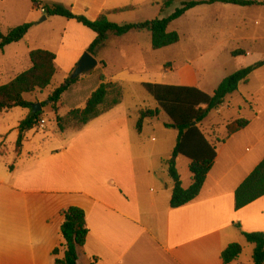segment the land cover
Masks as SVG:
<instances>
[{
  "label": "crops",
  "instance_id": "1",
  "mask_svg": "<svg viewBox=\"0 0 264 264\" xmlns=\"http://www.w3.org/2000/svg\"><path fill=\"white\" fill-rule=\"evenodd\" d=\"M38 1L42 4H62L75 15L84 16L90 21L107 14L110 22L122 25L118 16L141 12L146 6L148 13L155 11L160 0ZM259 2L264 3V0ZM224 5L214 3L199 6L186 15L202 14L208 11L206 9L225 8L231 11L229 7L233 5ZM125 8L131 10L115 13ZM32 9L31 0H0V24L6 26L7 22H13L8 25L13 28L24 25ZM159 18V10L156 9L147 21ZM48 19L47 16L46 21ZM59 24L63 25V31L61 42L54 52L58 70L56 75L61 73L67 77L73 74L78 62L96 39V34L73 20L65 19ZM143 36V32H131L121 38L110 35L97 56L92 55L98 60V67L82 75L62 97L60 117L71 110L83 109L100 86L101 76L105 77L107 83L117 84L121 88V103L89 123L91 128L88 130L96 136L93 142L83 144L75 142L77 138H73L62 145V149L44 140L31 144L28 136L32 130L26 134L21 155L18 156V127L28 117V109H23L18 122L11 123L9 116L22 108L0 115V123L2 121L4 125L9 122V127L0 130V264H56L52 253L63 244L61 212L70 207L84 210L89 228L79 264L83 258L86 259L85 264H224L222 253L233 244L241 245L244 251L232 264H254V246L246 241L242 233H264V197L236 210L235 192L264 159V142L258 137L260 130H251L260 119V114L248 108V111L254 112L253 118L248 119L249 126L225 143L217 144L216 161L199 197L186 206L172 209L170 203L175 184L165 162L172 158L175 147L171 149L170 145L168 151L162 152L156 147L157 139L147 137L145 127L138 132L136 121L142 113L158 108L150 95L154 102H151V98L140 96L139 90L144 84H164L195 87L213 95L228 76L222 75L213 80L202 78L192 62H171L158 69L148 65L141 70L133 66L137 58H133L131 63L130 57L139 56L145 51L148 55L154 53L151 41L148 44L141 41ZM5 50L0 59L4 57ZM123 51L128 53L129 64L113 69L111 54L115 52L123 56ZM30 53L24 59H16L9 66L0 67V87L32 67ZM100 61L105 63V67ZM128 89L132 90L130 95L126 94ZM53 91L48 92V96ZM43 92L33 94L36 96L34 104L48 99L38 97ZM65 106H68L67 111L62 110ZM230 111L226 103L212 112L214 116L210 117L221 121L222 116L225 117ZM53 115L56 123V115ZM242 117L239 115L237 119ZM168 123L166 116L163 120L165 138L168 137L171 142L174 140L175 146L178 131L166 128ZM44 129L47 127L44 126ZM68 130L73 129L62 133ZM202 130L208 137L214 136L210 130ZM8 140L11 147L7 150L5 144ZM252 142L251 150L246 148ZM179 162V158L176 159V167L183 187L188 189L192 184L190 162L185 174L181 173ZM82 165L87 168V171H83L88 173L87 176L79 172Z\"/></svg>",
  "mask_w": 264,
  "mask_h": 264
},
{
  "label": "trees",
  "instance_id": "2",
  "mask_svg": "<svg viewBox=\"0 0 264 264\" xmlns=\"http://www.w3.org/2000/svg\"><path fill=\"white\" fill-rule=\"evenodd\" d=\"M35 9H45L48 17H61L73 20L90 29L96 34V39L87 52L97 56V52L103 49L110 35L117 38L124 37L131 32H149L151 34L152 49L159 51L180 43L181 38L177 32L169 31L171 24L192 9L222 3L238 7H260L264 3L257 0H208L182 2L172 14L162 19L146 21L137 24L119 25L109 21L108 15H101L96 21H90L84 16L75 15L70 8L56 3L42 4L38 0H31ZM180 0H164V10L169 9L175 2ZM131 8L118 10L115 13L130 11ZM33 24H24L13 28L4 35L0 28V55L5 48L24 40L32 29ZM243 50L231 53L233 58L245 56ZM32 67L17 76L7 85L0 87V115L16 108L28 109L31 113L24 119L19 127V136L16 142V153L21 155L26 134L34 130L41 123L45 108H49L56 115V123L60 132L69 128L82 129L90 122L98 119L105 113L111 111L121 103L123 92L117 84L107 83L104 76L100 77V86L92 93L83 109L71 110L66 116L60 117L59 111L63 95L78 81L66 79L59 87L41 103L42 111L34 114L32 107L34 103L25 99L27 95H33L48 89L56 76V55L45 50H34L30 53ZM102 67L105 63L100 61ZM264 67V61L258 62L250 67L243 68L233 75L225 78L213 95H209L195 87L174 86L164 84H144L147 93L157 103L158 108L143 112L137 124L138 132L142 131L145 120H153L161 114L169 118L167 128H175L178 131L176 145L172 158L165 162L168 167L169 176L174 181L175 187L170 206L178 209L195 201L207 180L217 158V144L225 143L234 134L246 129L250 121L246 118L236 119L226 126L227 135L222 140L212 141L211 137L202 130V124L212 119V112H216L227 103L230 95L239 90L241 83H248L249 77L258 69ZM212 114V115H211ZM218 119V118H214ZM218 121V120H217ZM223 120H221L222 122ZM205 122V123H204ZM220 122V119H219ZM186 158L189 171L192 175V184L188 189L182 185L180 174L176 167V159ZM12 170L13 168L10 167ZM264 197V159L238 187L235 192V209L241 210L248 205ZM63 222L61 224V236L63 244L56 248L52 255L56 264H79L80 256L85 247L89 228L86 221V213L77 207H70L61 212ZM239 227V226H238ZM246 241L254 246V264H264V233H242ZM243 247L239 244L228 246L222 253L221 259L224 264H232L243 254Z\"/></svg>",
  "mask_w": 264,
  "mask_h": 264
},
{
  "label": "rangeland",
  "instance_id": "3",
  "mask_svg": "<svg viewBox=\"0 0 264 264\" xmlns=\"http://www.w3.org/2000/svg\"><path fill=\"white\" fill-rule=\"evenodd\" d=\"M163 1L164 0H160L159 7L155 8V11L156 9L159 10V15L161 17L159 19L167 17V15L173 13L181 6V3L177 1L168 10H164ZM229 8L231 11L225 10V8L206 9L208 11L202 14L192 13L184 15L179 20L173 22L169 29L171 32H177L180 35L181 43L179 45L153 51L154 53L150 55L145 51L139 56H131V63H133V58H137V62L133 66L145 70L148 65L154 69H158L165 65H170L171 62H175V64L192 62L195 68L198 69L200 77L206 79L211 78L213 80L222 75H233L243 68L264 61V7L230 6ZM148 9L149 8L146 6L142 8L141 12L137 11L130 15H120L117 18H120L118 20L121 21L120 23H122V25L143 23L149 20V17L155 12L152 11L148 13ZM44 17L47 16L42 14L40 9H32L28 22L26 23L33 24L32 29L21 43L14 44L5 50L4 57L0 59V67L3 65L9 66L10 63L16 59H24L27 53L34 50L44 49L52 53L57 50L61 42V34L63 31V25L59 23L65 22V19L48 17V21H43ZM12 23L13 22H7L6 26L0 24L1 31L4 35H7L9 31L13 29V27H8V25ZM143 33L144 36L141 37V41L143 44H148L151 41V34L149 32ZM237 50H243L247 54L245 56L233 58L231 53ZM123 54V56L120 54L116 55L115 52L111 54L113 69L128 63L130 59L128 60L127 51H123ZM107 73H109V70ZM71 77L72 75L64 77L61 73H58L54 78L52 86L38 97L46 100L48 92L53 91L59 87L65 79ZM139 91H141L140 96L151 98L144 87ZM131 92L132 90H126L127 95H130ZM35 98L36 96L33 95L25 97L27 101L33 103H35ZM126 99L127 101L129 100L127 96ZM151 102L154 101L152 100ZM227 105L230 107L231 111L226 113L225 117L222 116V122L217 121L218 119H208L206 123L202 125V128L206 131L210 130V132L214 133V136H212L213 138L211 137L212 141L224 139L227 135L226 126L234 122L239 115L246 119L253 118L254 112L250 109V111H248V108H253L254 111L260 114V119L253 125L251 130H260L258 137L259 140L264 142V67L255 71L249 77L248 83L240 84L238 92L227 99ZM67 109L68 106H65L62 110L67 111ZM22 111L23 109H17L13 115L9 116L11 123L19 121ZM30 113L31 111L28 110V115ZM165 119L166 115L161 114L157 119H148V121L145 120L143 122V127L147 130V137L156 138L158 144L156 147L160 148L162 152L168 151L170 145L171 149L175 147L173 146L174 140L171 142L168 137L165 138L166 133L163 129V120ZM139 120L140 119L136 121L137 124ZM145 122L153 125L149 126ZM8 123L9 122L3 125L1 121L0 130L4 131L9 127ZM41 123L46 126L47 129L39 128V126L36 127L28 136V140L31 144H39L44 140L62 149V145L71 142L73 138H77L74 140L75 142H83V144L84 142L91 143L93 142V137L96 138V136L91 134L88 130L91 128L89 124L79 130L72 128L73 130H68L63 134L59 131L58 127L56 128L54 115L49 108L44 109ZM256 133L258 134L259 132ZM254 140L256 141V139ZM10 141L12 143V139ZM10 141L8 140L5 144L7 150L11 147ZM249 144H247L246 148L251 150L254 144L253 142ZM179 160V169L182 174H185L189 161L184 157H179ZM82 166V170H79V172L87 176L88 173L83 172L87 168L84 165ZM91 175L94 174L92 173ZM188 181H186V184ZM80 263L85 264L86 259H81Z\"/></svg>",
  "mask_w": 264,
  "mask_h": 264
},
{
  "label": "water",
  "instance_id": "4",
  "mask_svg": "<svg viewBox=\"0 0 264 264\" xmlns=\"http://www.w3.org/2000/svg\"><path fill=\"white\" fill-rule=\"evenodd\" d=\"M47 17L43 18V21H46ZM98 60L93 57L91 54L86 52L81 60L78 62L76 69L74 70L71 79L75 80L77 78H80L82 75L89 74L93 72L98 67ZM42 106L41 104H34L32 107V112L34 114L41 112Z\"/></svg>",
  "mask_w": 264,
  "mask_h": 264
},
{
  "label": "built area",
  "instance_id": "5",
  "mask_svg": "<svg viewBox=\"0 0 264 264\" xmlns=\"http://www.w3.org/2000/svg\"><path fill=\"white\" fill-rule=\"evenodd\" d=\"M40 11H41L42 14H45L46 13L44 8H41ZM39 128L44 129V125L42 123H40L39 124Z\"/></svg>",
  "mask_w": 264,
  "mask_h": 264
}]
</instances>
